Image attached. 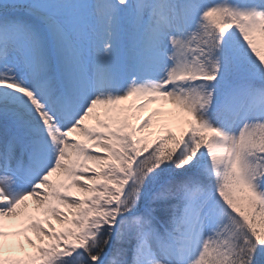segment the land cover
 Returning a JSON list of instances; mask_svg holds the SVG:
<instances>
[{"label":"snow or ice","instance_id":"snow-or-ice-1","mask_svg":"<svg viewBox=\"0 0 264 264\" xmlns=\"http://www.w3.org/2000/svg\"><path fill=\"white\" fill-rule=\"evenodd\" d=\"M0 264H264V0H0Z\"/></svg>","mask_w":264,"mask_h":264},{"label":"bare ground","instance_id":"bare-ground-1","mask_svg":"<svg viewBox=\"0 0 264 264\" xmlns=\"http://www.w3.org/2000/svg\"><path fill=\"white\" fill-rule=\"evenodd\" d=\"M159 106H160V105L155 104V105H153V109L156 108V107H159ZM169 107H170V106H169ZM153 132H154V133H155V132H158V128H154ZM28 250L31 251L30 248H29Z\"/></svg>","mask_w":264,"mask_h":264},{"label":"rangeland","instance_id":"rangeland-1","mask_svg":"<svg viewBox=\"0 0 264 264\" xmlns=\"http://www.w3.org/2000/svg\"><path fill=\"white\" fill-rule=\"evenodd\" d=\"M153 105H155V104H153ZM153 105L150 107V109H149V111H151L152 109H153ZM148 114V112L146 111L143 115H147ZM154 129H152V131H153Z\"/></svg>","mask_w":264,"mask_h":264}]
</instances>
